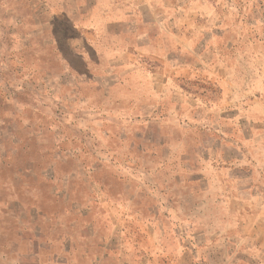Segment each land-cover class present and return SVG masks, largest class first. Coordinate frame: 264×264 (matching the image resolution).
<instances>
[{
  "label": "rangeland",
  "instance_id": "374dc122",
  "mask_svg": "<svg viewBox=\"0 0 264 264\" xmlns=\"http://www.w3.org/2000/svg\"><path fill=\"white\" fill-rule=\"evenodd\" d=\"M0 264H264V0H0Z\"/></svg>",
  "mask_w": 264,
  "mask_h": 264
}]
</instances>
